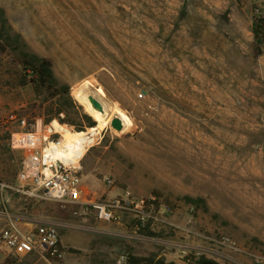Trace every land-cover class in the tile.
Returning <instances> with one entry per match:
<instances>
[{"label":"rangeland","instance_id":"374dc122","mask_svg":"<svg viewBox=\"0 0 264 264\" xmlns=\"http://www.w3.org/2000/svg\"><path fill=\"white\" fill-rule=\"evenodd\" d=\"M255 14L264 16V0H0V31L9 38L0 53V120L13 113L8 129L14 132L32 129L36 120L42 131L50 127L34 116V93L22 85L16 63L20 53L47 58L68 87L70 111L87 115L71 91L88 81L112 103V118L125 121L121 131L108 125L86 147L85 194L108 193L109 178L113 193L129 188L171 204L181 223L193 204L198 230L226 234L240 249L222 250L219 264H264V51L253 54ZM88 128L83 123L81 131ZM21 157L0 151L1 183L19 185ZM12 193L4 189L2 199ZM14 201L10 214L57 223L69 239L56 264H112L121 252L128 259L196 264L168 244L183 240L173 232H158L161 242H135L113 224L89 230V220L73 215L70 205L42 200L27 213V199ZM90 232L109 237L90 249Z\"/></svg>","mask_w":264,"mask_h":264},{"label":"built area","instance_id":"2783aa9c","mask_svg":"<svg viewBox=\"0 0 264 264\" xmlns=\"http://www.w3.org/2000/svg\"><path fill=\"white\" fill-rule=\"evenodd\" d=\"M15 115L9 113L0 120V126L8 133L7 144L10 150L21 153V162L16 180L18 187L0 183L2 189L16 190L21 195L36 199L50 200L70 205L73 215L89 220V230L95 231L97 223H114L124 227L125 238L135 242L160 241L155 234L160 231L173 232L182 237V242L168 243L178 247L181 257L192 255L217 260L222 258L221 251L237 252L239 247L228 235L216 233L207 235L194 226L193 204L187 205L183 222L174 218L175 209L154 195L141 196L129 188L111 192L113 181L104 178L108 193L95 199H86L82 189L80 159L76 162H64L57 154L62 147V135L46 127L42 131L41 120H36L30 130L10 131ZM21 128L25 118L18 119ZM4 226L0 227V252L9 253L14 258L10 264H18L19 258L36 255L49 264L61 262L66 250L59 241V224L50 221L31 222L7 211L1 213ZM24 225H23V224ZM188 238L205 243L197 247L188 242ZM161 242V241H160ZM112 264H128L125 252L116 255Z\"/></svg>","mask_w":264,"mask_h":264},{"label":"trees","instance_id":"16d2710c","mask_svg":"<svg viewBox=\"0 0 264 264\" xmlns=\"http://www.w3.org/2000/svg\"><path fill=\"white\" fill-rule=\"evenodd\" d=\"M2 23H4V21ZM251 31L253 34V54L255 56H260L264 51V16H260L258 14L254 15ZM8 40V35L4 32V30H1L0 53L5 51L3 42L7 43ZM16 63L21 67L22 70V85L31 86L34 93L35 102L33 103V114L34 116L42 119L44 125H47L52 120H56L63 126H75L76 131L83 130V123L86 125V127L94 126V121H92V119L87 115H78L77 112L70 111L72 110V104L68 94V87L58 82L52 72L51 62L47 58L38 57L34 54L20 53V59H18ZM63 112L65 113L64 118H60L59 116ZM9 185L13 186L10 183ZM21 196L28 200L29 207H27L29 209L26 210L27 213H30V210L34 207H37L42 201L28 198L23 195ZM84 197L86 199H92L90 195L88 196V194L85 193ZM187 200L189 202L195 203L194 200H190L188 198ZM155 235L157 236V234ZM128 263L164 264L161 261L153 262L151 259L133 256H129ZM4 264H10V261H5ZM196 264L219 263L214 259L202 255L196 260Z\"/></svg>","mask_w":264,"mask_h":264},{"label":"bare ground","instance_id":"6f19581e","mask_svg":"<svg viewBox=\"0 0 264 264\" xmlns=\"http://www.w3.org/2000/svg\"><path fill=\"white\" fill-rule=\"evenodd\" d=\"M92 88L88 81H84L71 91V96L83 108L84 113L94 121V126L88 128L86 132H70L55 120L50 123V128L62 135L64 148L57 156L66 163L76 162L77 159L82 158L87 151L86 147L110 124L112 119L114 111L112 105L103 98L98 89L93 91ZM116 117L122 122V130L125 127V121L119 116Z\"/></svg>","mask_w":264,"mask_h":264},{"label":"crops","instance_id":"0c3cea01","mask_svg":"<svg viewBox=\"0 0 264 264\" xmlns=\"http://www.w3.org/2000/svg\"><path fill=\"white\" fill-rule=\"evenodd\" d=\"M1 88H3L2 90H4L5 91V94H4V96L5 97H7L8 96V83L7 82H5V86L4 87H1ZM10 90H11V88H9ZM7 136H8V133L6 132V129L5 128H3V127H1L0 126V151H2V150H6V152L7 151H10L11 152V150L9 149V147H8V144H7ZM6 185H9V184H6ZM9 186H11V185H9ZM19 186V185H18ZM17 185L16 186H12V187H18ZM4 189H2L1 187H0V227H2V226H4V219H3V217H2V215H1V213L3 212V211H7L8 212V209L9 208H11V206H13V208H14V206H15V201H14V198H15V196L17 197H20V199L21 200H25L18 192V194L16 193V190H11V189H5V190H7L8 192H10L11 191V193L13 192L14 194H16L15 196H13V195H11L10 197H9V195H7L6 196V194H5V200H3L2 198H3V196H2V191H3ZM12 193V194H13ZM10 201H11V203H10ZM25 205V204H24ZM29 206V205H28ZM34 209V208H33ZM11 210V209H10ZM13 215H15V216H19L18 214H13ZM34 215L37 217V218H41L40 216H39V214H35L34 213ZM20 217V216H19ZM29 223H31V222H29ZM23 224V223H22ZM102 225V224H104V223H97V225ZM108 224H113L115 227L114 228H116V229H123L124 231L126 230L124 227H122V226H120V225H118V224H114V223H108ZM24 225V224H23ZM120 227V228H119ZM94 233V234H93ZM126 233V232H125ZM102 235H106L107 237H105V236H102ZM97 234L96 232H90L89 233V247H90V249H95L96 248V246L94 247L93 246V244L95 243V242H97V240H98V238L100 239V238H108L109 237V234ZM68 240L69 239H67L66 237H64V236H62L60 233H59V241H60V243H61V245L63 246V247H65L67 244H68ZM125 240V239H124ZM93 243V244H92ZM65 245V246H64ZM34 258H37V259H39V260H42L45 264H49L46 260H44V259H42V258H40V257H38V256H36V255H28V256H26V257H22V258H19V260H18V264H22L23 262H26V264H35L36 263V261L34 260ZM10 261V263H12L13 261H15V259L14 258H10L9 257V253H8V251L7 252H0V264H4L5 263V261ZM129 264V263H128Z\"/></svg>","mask_w":264,"mask_h":264},{"label":"water","instance_id":"95a60500","mask_svg":"<svg viewBox=\"0 0 264 264\" xmlns=\"http://www.w3.org/2000/svg\"><path fill=\"white\" fill-rule=\"evenodd\" d=\"M93 87V86H92ZM93 89V91L96 89V87H93L92 88ZM109 102V101H108ZM112 104V103H111ZM110 127L111 128H113V129H115V130H117V131H120L121 130V128H122V122H121V120L118 118V117H113L112 119H111V121H110Z\"/></svg>","mask_w":264,"mask_h":264}]
</instances>
